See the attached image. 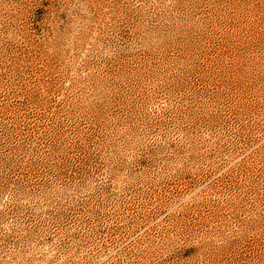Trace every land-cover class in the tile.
Masks as SVG:
<instances>
[{
    "label": "rangeland",
    "instance_id": "374dc122",
    "mask_svg": "<svg viewBox=\"0 0 264 264\" xmlns=\"http://www.w3.org/2000/svg\"><path fill=\"white\" fill-rule=\"evenodd\" d=\"M0 264H264V0H0Z\"/></svg>",
    "mask_w": 264,
    "mask_h": 264
}]
</instances>
